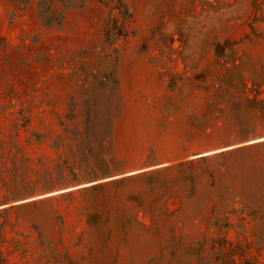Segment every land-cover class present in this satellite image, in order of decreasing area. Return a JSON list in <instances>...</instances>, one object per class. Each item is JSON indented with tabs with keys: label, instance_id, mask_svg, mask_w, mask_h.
<instances>
[{
	"label": "rangeland",
	"instance_id": "374dc122",
	"mask_svg": "<svg viewBox=\"0 0 264 264\" xmlns=\"http://www.w3.org/2000/svg\"><path fill=\"white\" fill-rule=\"evenodd\" d=\"M0 264H264V0H0Z\"/></svg>",
	"mask_w": 264,
	"mask_h": 264
},
{
	"label": "trees",
	"instance_id": "16d2710c",
	"mask_svg": "<svg viewBox=\"0 0 264 264\" xmlns=\"http://www.w3.org/2000/svg\"><path fill=\"white\" fill-rule=\"evenodd\" d=\"M8 200V199H7ZM3 211H6V209H2Z\"/></svg>",
	"mask_w": 264,
	"mask_h": 264
}]
</instances>
